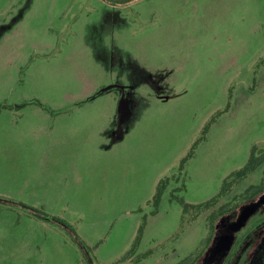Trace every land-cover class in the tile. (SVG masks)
<instances>
[{
	"label": "rangeland",
	"instance_id": "obj_1",
	"mask_svg": "<svg viewBox=\"0 0 264 264\" xmlns=\"http://www.w3.org/2000/svg\"><path fill=\"white\" fill-rule=\"evenodd\" d=\"M256 149L264 0H0V264H264Z\"/></svg>",
	"mask_w": 264,
	"mask_h": 264
},
{
	"label": "trees",
	"instance_id": "obj_2",
	"mask_svg": "<svg viewBox=\"0 0 264 264\" xmlns=\"http://www.w3.org/2000/svg\"><path fill=\"white\" fill-rule=\"evenodd\" d=\"M113 86H115V85H113ZM100 88L101 87L98 86L97 89L95 88L94 91L91 92L90 98H88L87 102H89L90 100L96 99V97H98L100 95V92L105 93L107 91L114 89L112 87V88L108 89L107 91H105V88H104V89H102V91H100ZM85 101H86L85 98L83 100L77 101L78 103L75 106H78L81 108V107H83ZM71 102L73 104V101H71ZM200 140H198L194 144V146L192 147L191 152H190V156L193 155L194 150H195V148H196V146ZM257 152H258V150L256 149L255 152L253 153V155L250 157L246 166L241 171L236 172L232 176L231 182H228V181L224 182L223 188H222L220 194L216 198H214L211 201H209L208 203L203 204V205L198 207V211L200 212L198 216L203 215L204 212L205 213L207 212V213H209V215H208L209 217L212 215V217L215 218L214 222H218L221 219H223L224 217H226L228 214L234 213V211H236V210L237 211L240 210L242 208V207H240L241 204L252 201V200L256 199L257 197L264 194V190L260 189L259 187H251L245 195H240V196L236 195L235 196L232 194L233 195L232 196L229 194L232 189L235 190L237 188V184L239 182H241L243 179L248 177L251 173H253L262 164L263 154L257 153ZM234 186H236V187H234ZM162 188L163 187H161L159 189L158 193L156 194L155 200L157 202L159 201V199L162 195ZM228 194L230 195V198L226 199ZM141 232L143 233V230H141L139 232L138 238L141 236ZM209 244L211 245L212 243H209Z\"/></svg>",
	"mask_w": 264,
	"mask_h": 264
},
{
	"label": "water",
	"instance_id": "obj_3",
	"mask_svg": "<svg viewBox=\"0 0 264 264\" xmlns=\"http://www.w3.org/2000/svg\"><path fill=\"white\" fill-rule=\"evenodd\" d=\"M113 86H110L108 88L105 89V91H107L108 89L112 88ZM115 87H119L118 85H115Z\"/></svg>",
	"mask_w": 264,
	"mask_h": 264
},
{
	"label": "crops",
	"instance_id": "obj_4",
	"mask_svg": "<svg viewBox=\"0 0 264 264\" xmlns=\"http://www.w3.org/2000/svg\"><path fill=\"white\" fill-rule=\"evenodd\" d=\"M96 111H98V109H95Z\"/></svg>",
	"mask_w": 264,
	"mask_h": 264
}]
</instances>
